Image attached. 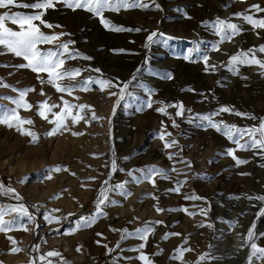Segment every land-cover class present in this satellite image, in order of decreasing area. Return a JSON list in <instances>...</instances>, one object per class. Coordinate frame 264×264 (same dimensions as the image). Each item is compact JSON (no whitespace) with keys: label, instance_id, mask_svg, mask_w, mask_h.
I'll return each mask as SVG.
<instances>
[{"label":"rangeland","instance_id":"rangeland-1","mask_svg":"<svg viewBox=\"0 0 264 264\" xmlns=\"http://www.w3.org/2000/svg\"><path fill=\"white\" fill-rule=\"evenodd\" d=\"M20 2L32 3L34 0ZM140 2L148 7L118 12L106 10L102 14L116 26L141 29L123 32L108 30L100 17L84 9L69 8L63 0H53L54 6L46 10L0 9V13L44 11L42 19L53 27L34 21L40 30L46 35L66 33L51 44L38 45L42 51L56 50L60 43L71 41L69 49L80 54L64 65L65 68L81 69L80 75L75 80L58 81L62 86L75 85L77 81L89 78L110 80L117 85L105 86L101 91L98 84H90L87 91L77 86L71 95L60 93L51 84L40 83L37 76L47 81V73L17 68L27 62L0 46V53H3L0 54V79L11 86L0 87V114L16 107L11 99H19V93L13 89H35L24 97L33 107L26 110L21 105L15 114L22 119H31L33 123L20 124L13 118L10 120L12 127L0 124V178L23 198L17 201L0 196V208L23 203L34 217L32 221L24 218L27 230L14 228L0 232V264H37V245L39 249H46L50 243L54 251L63 248L66 231L74 220L82 217H70V214L89 208L85 216L96 208L93 202L111 172L112 154L117 169L123 171L113 174L111 186L128 181L125 188L130 195L125 198L118 192H110L109 199L118 203H106L102 208L112 220L133 234L122 240L117 263L112 264H145L139 259L142 254L151 264H197V261L199 264H248L252 241L246 238L253 223L254 242L264 248V236L260 235L264 234V216L257 215L264 202L247 198L264 196V152L237 150V145L223 132L198 118L214 113L222 106L247 116L220 113L213 117L216 123L223 121L250 128L258 126L264 118V68L234 63L230 70L228 64L230 56L264 45V28L253 27L234 15L244 13L257 20L264 19V11L256 12L252 8V5L264 8V0ZM217 18L238 25L239 34L230 41L221 42L213 26ZM6 26L19 30L10 22H6ZM153 32L157 33L154 42L145 50V38ZM225 43L231 45L222 48ZM254 54L256 59L264 61V53L256 51ZM83 56L90 59L81 58ZM254 71L261 75L253 74ZM168 74H171L170 79L166 78ZM126 83L128 87L120 99V88ZM256 84L263 85L257 89ZM61 97L73 105H90L91 110L70 109L66 128L47 136L45 133L56 126L48 120L54 121L53 113H59L65 107ZM45 100L48 105L59 106L51 112L42 109L46 111L47 120L37 114L38 103ZM149 100L151 107L147 106ZM179 103L184 106L182 116H176V107H167ZM158 108H164L167 114L158 112ZM93 111L100 119L91 120ZM77 112L84 119L73 124L71 116ZM173 121L176 127H173ZM18 128L37 133V141L30 142L32 138L22 135ZM161 134H164L163 140ZM247 139L245 135L240 142ZM172 140L177 143L165 147V143ZM228 149H233L237 158L248 163L237 166L227 155ZM57 166L61 171H47ZM153 166L158 170L152 173L155 186L148 179L136 183L127 175L129 170L139 169H144L147 174ZM134 175L141 177L142 173L134 171ZM176 187L179 192L171 191ZM193 195L201 199H185ZM25 200L35 210H31ZM156 208L164 211L157 212ZM45 213L52 217L51 223L44 220ZM15 215H5L3 219L9 221ZM157 221L163 223H155ZM145 226H150L152 231L142 240L135 230ZM166 233L180 235L165 239ZM72 236L69 234L67 238L69 243ZM141 243L145 247L135 250ZM180 247L191 251H185L180 259L173 258ZM14 248L20 251L13 252ZM94 255L105 264L109 254ZM202 256L205 257L203 260L200 259ZM83 258L90 257L78 256L75 264ZM253 264H264V260L254 258Z\"/></svg>","mask_w":264,"mask_h":264},{"label":"snow or ice","instance_id":"snow-or-ice-1","mask_svg":"<svg viewBox=\"0 0 264 264\" xmlns=\"http://www.w3.org/2000/svg\"><path fill=\"white\" fill-rule=\"evenodd\" d=\"M63 3L72 9H84L92 14H94L97 17H100L101 23L111 31L116 32H123V31H140L141 29H126L122 26H116L112 24L109 20L105 19L103 17V13L108 11H114L118 12L121 9H131V8H147L148 5L145 3H141L140 0H63ZM53 0H34L32 3H22L20 0H0V9H8L12 7L17 8H25V9H33V10H46L48 8L53 7ZM159 7V5H157ZM252 8L256 10V12H262L264 11V8H261L259 5H252ZM44 11H36L32 14H25L21 12H10V11H4L3 13H0V46H2L4 49H6L8 52L13 53L17 57H22L27 63L17 65V68H29L31 71L39 74V73H47V81L44 79H41L38 75L37 78L40 80L41 84L48 83L51 84L57 92L60 93H67L69 95L72 94L75 87L79 86L80 90L87 91L89 90L90 84H98L100 86L101 91L104 90L105 86L107 87H116L117 85L113 84L110 80H91L89 78L88 80H85L83 82L77 81V84L75 85H63L59 83L58 81H63L66 78L69 80H75L76 77H78L81 73V69L79 68H65L64 65L66 64L67 60L75 59L76 57L80 56L79 53H73L69 49V45L72 43L71 41L67 43H60L56 46V50L49 49L47 51H42L38 45L41 44H51L54 41L58 40L60 36L66 35V33H59V34H53V35H46L44 34L40 28L34 23V21H40L41 24H43L45 27H53L51 24L45 23V21L42 19L44 16ZM237 17H242L246 22L251 24L253 27H259L264 28V19H254L251 15H245L244 13H235L234 14ZM6 22H10L13 25H17L19 30H13L12 28H9L6 26ZM213 26L215 28L216 34L220 37L221 42L228 40L230 41L233 36L238 35L240 32V28L238 25L229 23L225 20H221L217 18L215 22H213ZM59 27V25H57ZM157 35V33L153 32L147 37L148 43L145 44V47H148V45L153 41V38ZM168 39H172L171 37H168ZM215 50H219L218 47H215ZM123 51V50H120ZM261 52L264 53V45H260L258 49H249L247 51H240L235 55L230 56L228 64L230 67V70H232L231 66L234 63L239 64H256L261 68H264V61L256 59L255 58V52ZM3 54V53H0ZM251 54V58H250ZM83 59H90V57L83 56L81 57ZM205 63H207L208 57H204ZM211 67V66H210ZM96 71H99V69H96ZM235 74V71H234ZM166 78H171V74H168ZM0 87H11L10 85H7L3 82L2 79H0ZM128 84H124L123 87L120 88L119 96L120 99H123L125 95V90L127 89ZM190 90V89H189ZM13 91H17L19 93V99H11V103L16 105L15 108H11L8 110H5L3 114H0V124H6L8 127H12L13 124L10 123L11 119H15L20 124H32L33 121L31 119H22L18 115H15L17 112V109L21 107V105L26 109H31L33 106L31 104H28L24 97L28 92L35 91L34 88H25L23 90L13 89ZM41 95H44L43 91L40 93ZM109 95H116V93H109ZM62 101L63 98L61 97ZM78 99V98H77ZM65 107L61 108L59 113H53L54 121L48 120L49 123L55 122V127L45 133L47 136H53L55 135L61 128H66L65 121L68 118L70 113V109L73 108H79L80 110L84 109H90V105H73L70 104L67 101H63ZM148 107L152 106V101H148ZM59 107L56 104L48 105L47 100L39 102L37 105L38 112L37 114L43 118L48 119L46 115L47 112H51L53 108ZM167 107H176L178 110L176 112V116H182L184 112V106L182 103L176 104V105H167ZM46 109V111L42 110ZM158 112H161L162 114H167L164 108H158ZM190 111V110H189ZM220 113H229V114H235L237 116H247L246 113L241 112H234L233 109L222 106L219 108L216 112L208 114V115H202L198 118L200 120L207 121L208 126L211 128H214L218 132H223V134L231 140L234 144L237 145V150H251V149H259L261 152H264V118H261L259 121L258 126H253L250 128H240L236 125H230L223 121L216 123L213 120L214 116L220 115ZM252 119H255V117H250ZM72 123L75 124L78 122V119H84V117L80 114V112H77L75 115L71 116ZM100 119L95 115V112H92L91 120H97ZM87 123V121H86ZM175 121H173V127H176ZM18 131L21 132L22 135H28L32 139L30 142H36L37 141V133L32 131H25L22 128H18ZM74 136L83 135V133H72ZM167 135H171L168 133ZM247 136L248 139L245 140L243 143L240 141L244 138V136ZM160 139H164V134H161ZM177 142L175 140H172L171 143H165V147H171L175 145ZM227 155L231 156L233 160H235L236 165H242L248 163L247 160L239 159L234 155L233 149L227 150ZM171 159V157H169ZM127 159V157L125 158ZM190 166V163H189ZM67 171V169H64ZM123 171L122 169H117L115 160L112 161V169L109 173L108 179L104 180L101 185V190L98 194L97 200H96V214L92 217H81L80 220L77 222V227L72 230V232H75L76 230H79L80 228L84 227H91L92 224L96 220V216L106 215V213L103 211L102 205L111 204L115 205L118 202L113 201L109 199V192H118L120 195L127 197V195H130L129 192H127L125 185L128 183V181H124L118 184H115L113 186L105 187V185H109V181L111 180L112 173L116 171ZM48 172H59L61 171L60 167L57 166L55 168H51L47 170ZM134 171H140L142 173L141 177H136L134 175ZM158 171L154 168L148 169L147 174H145L144 169L139 170H129L127 172V175L132 178V180L136 183L141 182L143 179H148L153 186H155V180L152 179V173ZM175 171V169H173ZM241 175H247V173H241ZM50 178V176L48 177ZM166 178V177H165ZM90 180H95V177H90ZM183 183V182H181ZM83 186V185H82ZM171 191L179 192V187H176L174 189H171ZM0 193L2 194H8L12 193L15 195V199L17 201L22 200L23 198L19 196V194L15 193V190L12 188H5L3 184H0ZM57 198V197H54ZM248 199H256L264 202V196H256V197H247ZM155 199V197H153ZM185 199H201V197L198 196H191V197H185ZM174 209H169V211H173ZM185 212H187V209H183ZM58 211V210H54ZM157 212L164 211L162 208H156ZM12 213H16L15 217L12 220L5 221L3 217L5 215H10ZM189 215H194V213H188ZM206 214V212H205ZM71 215V214H70ZM258 217L264 216V207H261L258 212ZM24 218H27L28 221H32L34 217L31 215V213L28 211V208L23 204L19 203L17 205H8L4 208H0V232H6L9 230L15 229H23L27 230L23 221ZM44 220L48 223L52 222V217L48 214H44ZM155 223H163V221H157ZM203 226V225H201ZM255 223L248 229L247 231V241H252L250 244L251 252L248 256V264H253V259L256 260H264V248L258 247L257 244L254 242L255 240ZM136 233L140 234V239L145 240L147 235L152 231V228L150 226H145L143 229H136ZM71 234V233H68ZM98 235H100L98 233ZM133 235L130 233L127 229L122 230L121 240ZM170 235H180L179 233H166L165 237L168 238ZM264 236V234H260ZM9 240H12L11 237H8ZM13 243L15 241L13 240ZM117 247H119V242L117 244ZM145 247L144 243H141L139 245L138 249H135L139 251V249H143ZM35 250L39 251V246H35ZM80 249L77 248V251ZM13 252L20 251L18 248L12 249ZM176 256L173 258L180 259L182 258V255L185 251H191V249H184L182 247L177 248L176 250ZM47 257H59L61 264H69L66 260L61 257V254L58 251H49L44 255H41L39 257L40 261H46ZM205 257H201L200 259L203 260ZM139 259L143 260L145 264H151L150 261L147 260V258L142 254ZM47 264H53L51 260H47ZM197 264H199V261H197Z\"/></svg>","mask_w":264,"mask_h":264},{"label":"crops","instance_id":"crops-1","mask_svg":"<svg viewBox=\"0 0 264 264\" xmlns=\"http://www.w3.org/2000/svg\"><path fill=\"white\" fill-rule=\"evenodd\" d=\"M106 215L96 216L95 222L91 227H84L72 232L74 228L77 227V222L80 218L74 220L69 229L66 231L65 246L60 247L59 253L64 260L69 262V264H75V259L78 256L91 257L93 254H102L108 252V257L105 264L117 263L118 250L121 245V235L123 225L116 223L110 215L103 209ZM96 214V208L90 211L87 215L83 217H92ZM71 233L73 238H71V243H69V234ZM98 233L100 235H98ZM119 242V247L117 244ZM49 246L44 249L41 247L39 251L36 252L35 258L37 264H47V260H51L53 264H61L59 257H47L46 261H40L39 257L46 254L51 250L50 243ZM77 248L80 250L77 251ZM70 250V251H67Z\"/></svg>","mask_w":264,"mask_h":264},{"label":"bare ground","instance_id":"bare-ground-1","mask_svg":"<svg viewBox=\"0 0 264 264\" xmlns=\"http://www.w3.org/2000/svg\"><path fill=\"white\" fill-rule=\"evenodd\" d=\"M203 17V16H202ZM194 18V17H193ZM78 25V24H77ZM76 25V26H77ZM85 34H86V31H84V33H83V36H85ZM78 37H81V36H78ZM148 37V36H147ZM147 37L145 38V41H144V49L145 50H147V49H150L151 48V45H152V43H150L149 45H148V47H145V44L146 43H148V41H147ZM244 40V39H243ZM231 44L230 43H225L223 46H222V48H226V47H229ZM245 45V44H244ZM221 47V46H220ZM145 53V52H144ZM214 54V53H213ZM212 54V55H213ZM221 54V53H220ZM210 55V54H209ZM215 55V54H214ZM210 57V56H209ZM215 57V56H214ZM145 68V67H144ZM139 70H143V67H139ZM251 72V71H250ZM253 74H256V75H261L258 71H254L253 72ZM254 77V76H253ZM256 78V77H255ZM258 80H260V79H258ZM255 81V80H254ZM262 85L263 84H256V85H254L257 89H259L260 87H262ZM262 92H264L263 90H262ZM264 94V93H263ZM112 158H113V154H112ZM111 158V169H112V161H113V159ZM115 173V172H114ZM114 173H112V177H113V174ZM112 177H111V180L109 181V185H106V187H109V186H111V181H112ZM110 194V192L108 193V195ZM97 200V199H96ZM96 200L93 202V205L94 206H96ZM220 204H221V202H220ZM222 205V204H221ZM89 209V208H88ZM88 209H86V210H76V211H74V212H72L71 213V215H70V217H81V216H83L84 214H86V212L88 211ZM263 228V227H262ZM258 229H261V228H258ZM262 239V238H261ZM264 239V238H263Z\"/></svg>","mask_w":264,"mask_h":264},{"label":"trees","instance_id":"trees-1","mask_svg":"<svg viewBox=\"0 0 264 264\" xmlns=\"http://www.w3.org/2000/svg\"><path fill=\"white\" fill-rule=\"evenodd\" d=\"M0 184H3V185L5 186V188H9V187H7V185H5V184L3 183V181L1 180V178H0ZM15 193L18 194L16 191H15ZM12 195H13V196H12ZM0 196H1L2 198H4V199H10V200L15 199V195L12 194V193H8V194H2V193H0ZM19 196H20V195H19ZM20 197H21V196H20ZM25 202H26V204L31 208V210H35V207H34L29 201L25 200Z\"/></svg>","mask_w":264,"mask_h":264},{"label":"built area","instance_id":"built-area-1","mask_svg":"<svg viewBox=\"0 0 264 264\" xmlns=\"http://www.w3.org/2000/svg\"><path fill=\"white\" fill-rule=\"evenodd\" d=\"M78 264H102V263H101V259L99 258V256L94 255L90 258H87V259L83 258V259L79 260Z\"/></svg>","mask_w":264,"mask_h":264}]
</instances>
